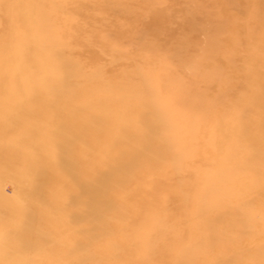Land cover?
I'll use <instances>...</instances> for the list:
<instances>
[{
	"label": "rangeland",
	"instance_id": "1",
	"mask_svg": "<svg viewBox=\"0 0 264 264\" xmlns=\"http://www.w3.org/2000/svg\"><path fill=\"white\" fill-rule=\"evenodd\" d=\"M0 56V264H264V0H0Z\"/></svg>",
	"mask_w": 264,
	"mask_h": 264
},
{
	"label": "bare ground",
	"instance_id": "2",
	"mask_svg": "<svg viewBox=\"0 0 264 264\" xmlns=\"http://www.w3.org/2000/svg\"><path fill=\"white\" fill-rule=\"evenodd\" d=\"M71 1H74V0H71ZM20 10V9H19ZM22 11H23V13L24 14H26V18L30 15V13L32 12V9H30L29 7H27V6H24L22 9H21ZM30 13H29V12ZM43 19V18H42ZM19 35V34H18ZM12 39V38H11ZM15 40V39H14ZM2 48V47H1ZM1 57V56H0ZM3 58H4V56H3ZM9 58V57H8ZM11 58V57H10ZM9 63V62H8ZM7 64V63H6ZM4 72V71H3ZM5 73V72H4ZM2 88V90L3 89H6V86L5 85H3V87H1ZM7 92H9V89H7V90H5V94L3 93V94H1L0 95V99L1 98H5L6 96H7ZM217 254V253H216ZM258 259V258H257Z\"/></svg>",
	"mask_w": 264,
	"mask_h": 264
}]
</instances>
